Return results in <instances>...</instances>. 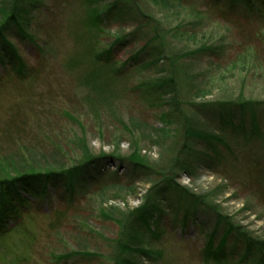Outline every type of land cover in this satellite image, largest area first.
I'll list each match as a JSON object with an SVG mask.
<instances>
[{
	"label": "rangeland",
	"instance_id": "rangeland-1",
	"mask_svg": "<svg viewBox=\"0 0 264 264\" xmlns=\"http://www.w3.org/2000/svg\"><path fill=\"white\" fill-rule=\"evenodd\" d=\"M210 2L22 0L15 48L0 39V177L56 175L38 181L50 193L26 225L0 235V264H261L245 237L264 241V139L219 134L211 115L264 122V17ZM171 74L186 108L204 107L189 134ZM222 241L233 255L207 259Z\"/></svg>",
	"mask_w": 264,
	"mask_h": 264
},
{
	"label": "trees",
	"instance_id": "trees-1",
	"mask_svg": "<svg viewBox=\"0 0 264 264\" xmlns=\"http://www.w3.org/2000/svg\"><path fill=\"white\" fill-rule=\"evenodd\" d=\"M210 1H211L210 4L207 3L208 5H206V8H208V6L210 5L212 6L213 5L212 2H217L218 0H210ZM246 4H247L248 9H250V11H259L260 12L259 16L264 17V0H246ZM117 6L118 5H116L115 8H117ZM23 7L24 5H22V0H15L13 6L3 5V7L0 8V17H1L0 22L2 21V24L0 25V39L6 40L7 43H10L13 47L14 45L9 41V37L12 35L11 28L15 27V28H18V30H23V28L21 27L22 20L24 19L23 12H22ZM115 8L114 10H116ZM17 10H19L20 12H18ZM102 21H103V18L101 19V22ZM141 25L148 26L149 23L145 21L141 23ZM124 42L125 41L122 42V45L127 43V42L125 43ZM152 46L154 49V57L153 59L150 60V62L154 61V64H157V63L160 64L163 61L160 53H162L165 56L168 53L167 46L166 44H163L162 45L163 47H161V45L158 44V41L157 42L153 41ZM112 52L113 50L111 51L107 50L102 56L108 59V62L111 67L115 68V66H117V63L113 60ZM138 54L139 53L134 55L133 58L136 59V56H138ZM175 59L178 60L176 55L175 57L169 55L166 59L168 66L173 67L174 75L176 74V71L174 69L177 65ZM137 60L138 59H136V61ZM0 62L3 65L5 64V62L1 58V55H0ZM145 62L147 63L146 58H144L143 60H139L138 66H140L141 63H145ZM119 72H122V70H119V71L117 70L114 73L115 74L114 76L118 77L120 75L118 74ZM164 85L166 86L165 89L172 88L174 90L176 94V97H175V100H176L175 106L177 108L176 110L178 114L181 115V118L183 119V124L186 125V130H187L186 132L187 134H189L190 132H192V127L190 126L192 124L193 117L191 115H200L202 111L204 110L203 105H196V104L190 103L189 108L188 107L186 108V103L183 101V96L179 88L178 82L176 81V79H173V75L171 76V80L166 81ZM148 90H150L149 86H148ZM211 116H212L211 120L215 124V127L217 128L219 134L226 135V132L230 131L232 132L231 135L243 137L244 140L249 139V140L258 142L261 138L264 139V122L263 120H261V118H250L247 116L244 117L243 115H240L238 112H233L231 114H214ZM208 136H209V139L207 138L208 140L205 144H208L209 140L216 138V140L220 141V139L223 138L221 136L207 134V136H202V139ZM221 143L225 147L227 148L229 147V143L227 141L221 140ZM207 151H208L207 156L209 159L212 153L217 158L218 155H216L215 152L217 151V154H218L219 151L216 150L214 147L212 149H210L209 147ZM208 166L210 165L208 164ZM211 166H212V163H211ZM33 173H35V170H33V168H30L28 170H19V174L21 176L14 179L13 181L8 180L7 178L8 175L6 173L4 174L6 176L0 177V180H1V183H0V235L1 236H6L10 234L12 230L15 228H21L20 225L21 226L26 225V222H25L26 216L30 217V214L32 213V209L35 205L34 199H38L44 196H49L50 192L48 189H45L46 187L45 182H47L46 185H49L50 183H52V181L55 180L56 172H53L51 175H48L47 180L44 179L43 176L42 178H33V177H27V176L22 177L23 175H31ZM67 174H68L67 177L69 176V180L71 181L73 179L72 173H67ZM42 179H44L45 181ZM58 179H59V176H58ZM58 179L55 182L59 181ZM39 180H41V182H44L45 184L38 185ZM144 221L143 223L146 224V221L145 222ZM180 225L185 226L187 225V223L186 222L183 223V220H182V224ZM29 235L28 236L32 238L31 236H34V232L31 231ZM245 241H246V245H247L249 253L253 257L257 256L259 260L261 261V264H264V241L257 240L250 236L245 237ZM122 244L123 242L120 241L119 250L122 249ZM226 244L227 242L224 243L223 241L217 247H215L213 244L212 245L208 244L205 250L206 258L209 260L213 259L217 261L218 263L220 262L223 263L224 261L226 262V260H228L229 257L233 255V253H228V247H225Z\"/></svg>",
	"mask_w": 264,
	"mask_h": 264
}]
</instances>
